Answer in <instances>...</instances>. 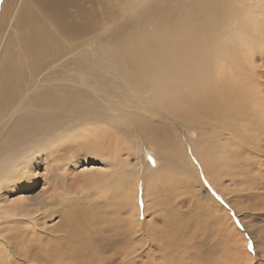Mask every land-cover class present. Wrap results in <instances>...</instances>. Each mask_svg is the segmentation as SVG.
<instances>
[{
	"label": "bare ground",
	"instance_id": "6f19581e",
	"mask_svg": "<svg viewBox=\"0 0 264 264\" xmlns=\"http://www.w3.org/2000/svg\"><path fill=\"white\" fill-rule=\"evenodd\" d=\"M112 1L101 0L98 18L78 14L83 10L80 7L89 5L91 0H4L2 3L1 13L5 22L11 24L8 34L17 29V38L24 48L22 57L16 58L13 53L0 58V264L10 257L8 264L18 261L27 264L34 251L35 255L38 251L44 253L43 259L58 248L57 236L64 233L60 230L61 218L48 226L40 217L52 218L64 212L59 208L60 203L49 200L56 193L52 184L57 176L63 169L68 171L71 163L75 166L69 160L76 147V139L74 142L72 138L76 131L88 135L93 131L103 135L102 140H109L107 127L118 112L120 119L137 132L141 159L148 152L160 163L156 162V171L148 170L146 163L145 171L139 175L128 173L127 167H133L129 160L119 162L107 183L111 197L116 200L117 193L124 189L133 191V178L143 180L147 202L153 186L154 192L158 188L161 194L167 190L163 186L182 182L184 194L190 201L203 205L205 214L210 215L213 207L222 211L224 228L222 219L218 227L214 222V228L224 244L229 243L226 233L235 231L229 211L238 204V195L230 196L231 204L227 200L229 195H225L226 187L222 186L226 181L228 186L236 181L235 160L241 147L252 159L257 152L264 154V105L243 84L249 80L251 87L257 83L256 76L264 77V70L256 72L260 69L256 62H261L264 68V0H149L129 23L107 32V4ZM53 11L74 13L77 22L57 18L49 30L39 22L47 18L50 23ZM33 25L36 28H31ZM119 86L123 89L118 93L113 91ZM133 100L137 103L130 106ZM192 124L195 127L191 129ZM103 127L104 133L100 130ZM138 127L142 128L146 141L138 133ZM172 128L182 135L178 152L171 142ZM198 130L205 135L200 144L195 137L194 141L185 138ZM224 138L225 145L216 141ZM185 144L190 145L189 149ZM79 145L84 144L79 140ZM114 145L118 150L114 151L117 164V159H121L118 152L133 148L127 130L123 141L116 139ZM229 152L232 153L228 155ZM223 155L226 158H221ZM42 169L44 176L39 175ZM191 171L205 175L210 182L206 187L217 188L214 197H202L205 186H201ZM38 177L47 186L34 200L41 201L42 207H31V201L22 196L11 200V196L33 191L31 184H36ZM163 198L159 196V200L151 201L161 203ZM199 198L205 202L201 204ZM224 200L227 208L220 204ZM179 212L173 217L185 219L184 212ZM237 216L235 213L234 217ZM214 219L218 220V215ZM129 228L126 241L134 244L131 256L135 262L142 254L135 248L140 240L135 236L138 230ZM180 230L184 231L185 227L181 226ZM170 231L172 235L174 229ZM68 236L75 237L76 243L87 245L82 234L78 236L72 231ZM118 239L107 242L109 249L115 246L121 250L124 240ZM69 242L64 250L70 248ZM90 242L96 249L100 246L99 239ZM220 243L214 245L216 250ZM227 247L232 253L230 250L236 245L229 243ZM49 249L52 250L48 252ZM122 252L124 257L119 260L124 262L129 256L124 248ZM72 254L60 261L82 264V256ZM211 257L213 262L214 252Z\"/></svg>",
	"mask_w": 264,
	"mask_h": 264
},
{
	"label": "rangeland",
	"instance_id": "374dc122",
	"mask_svg": "<svg viewBox=\"0 0 264 264\" xmlns=\"http://www.w3.org/2000/svg\"><path fill=\"white\" fill-rule=\"evenodd\" d=\"M3 1L4 0H0V58L4 59L5 54L11 56L13 53H15L16 58L22 57L21 50L24 48V45L22 41L17 38V29H12L11 35L8 34L11 30V24L8 21L5 22V15L1 13ZM148 1L149 0H114L108 2L106 15L107 32H111L114 28L129 23ZM80 8L83 10L79 11L78 14L86 13L91 15V18H98L100 17L101 0H91L89 5H83ZM38 11L41 12L45 10L38 9ZM52 13L53 15L50 16V23L47 18H42V21L39 22L45 25L49 30L53 28L52 21L56 23L57 18L68 23L77 22V15L74 13L61 11H53ZM31 28H36V26L33 25ZM258 55L259 53L257 57H259ZM256 63L257 67L260 66V69L256 72L264 70V68H261V62ZM249 76H251L250 72ZM248 81L249 80H244V86H247L246 89L248 88V91L251 89L252 97L254 99L258 98L257 101L260 105H264V85L261 83L262 81L264 82V77L260 79L256 76L255 82L258 84L254 83L251 87H249ZM121 89H123V87L119 86L114 88L113 91L118 93ZM133 103L137 102L133 100L130 106H132ZM141 113L148 115L145 111ZM118 115H120V112L113 116V121L107 127V133L110 134L109 140H102L103 135L99 136L98 134H94L93 131L89 135L81 131H76V136L72 138V140L76 139V142L73 140L76 147L71 146L75 147L72 149L73 154L71 156L70 152H68V157L70 156L69 160L71 159L74 161L75 166L71 163L72 167L69 168L68 171L62 168L63 171L61 175L59 173L60 176H57L55 183L52 184V190H55L56 193H54L49 200V203H53L54 201L60 203L59 208H61V210L63 209L64 212L55 214L52 218H47V215H45V217H43V215L40 217L44 218L48 226L55 225L61 218L62 225L60 230H63L64 233L57 236L58 248L53 249V251L49 253L50 256L45 254L46 257L42 259L41 255L44 256V253L38 251L35 255L34 251L32 254L33 257L27 258V264H54L55 261V264H70L60 260H65V257L72 254L73 251H75L74 254H72L73 257L82 256V264H185L187 259H189L187 264H264V164L262 163L264 162V154L262 155L257 152L255 158L252 159L246 152L241 151V147L237 155V161L235 160V167L238 169L236 170V181L231 186H228L229 181H226L222 186L223 188L226 187L225 195H229L227 198L228 201L233 199L230 197L233 196V193L238 195V204H234V209L230 210L231 213L229 211V215L233 217L232 219L235 222L236 232L234 231L229 234L228 231L226 233V239L230 244H235L237 247L231 249L230 251L232 253H230L228 251L230 248L227 247L229 243L224 244L219 231L214 228V222H216L218 227V221H220V219H222V223L221 221L220 223L223 224L224 228L225 222L223 221L222 211L218 212L217 209H214L216 207H213V209L211 208L212 213L210 215L205 214L204 209L206 208H204L203 205L199 206L196 202L190 201L189 197L184 194V189H181L182 182L178 185H176L174 181L172 184H168L169 186L165 184L166 186H163V189L167 190H164V192L162 191L161 194L158 188H156V192H154L155 188L153 186L152 190L148 193L151 199L147 202L144 199L143 180L133 178L131 183L133 191L124 189L117 193L116 200L111 197L110 192H108L109 185L107 183L115 173L117 166L120 165L119 162L129 160L130 164H133V167H127L128 173L139 175L142 171H145L146 163L149 164L148 170L156 171L158 165L156 162H159L156 160L157 157L154 155V151V157L147 152L145 153V158H143V156L141 159L140 155L142 156V152L137 142V132L134 131L130 125L123 122ZM194 127L195 125L192 124L191 129ZM86 128H89V126ZM137 129L138 133L146 141L142 128L138 127ZM100 130L103 133L106 132L104 127ZM125 130L128 131V138L132 142L133 148L130 151L125 150L126 152H118L121 154V159L118 161L116 158V164L114 160V151L117 152L118 150H115L114 141L118 139L122 142L125 137ZM197 132L198 133L192 132L189 136H185V138L188 140L190 137L193 141L196 138L195 141H199L200 144L205 135L202 134L200 130ZM171 134V142L178 152V144L183 143L181 132L172 128ZM78 136L80 137L79 140L81 144H84L83 147L79 145V140H77ZM216 141L220 145H225L227 139H217ZM188 143L190 144V142ZM189 144H185L186 149H189ZM161 146L163 145L161 144ZM240 146L241 145H239V147ZM180 152L186 156L182 148H180ZM230 153L232 152H229L228 155ZM225 156H227V154ZM225 156L223 155L221 158H226ZM89 157L93 159L87 160ZM106 158L107 160H105ZM197 168H200V165ZM43 174L44 169L39 172V175L44 176ZM192 175L200 182L201 186L202 184L205 186V193L202 195L203 198L205 195L215 196L217 188L215 186L206 187L208 186L206 184L210 182L205 179L203 173L196 174L192 172ZM31 185L34 189L33 191L11 196V200L22 196L31 201L29 204L31 207H42L41 201L37 203V201L34 200L38 198L43 187L47 186L40 177H38V182L36 184ZM177 188L180 189L176 190ZM233 189L236 190V193L233 192ZM158 193L160 195H158ZM164 193L166 194L164 195ZM159 196H164L161 203L158 201L155 202L154 200L151 201L157 198L159 200ZM203 198H199L201 204L205 202ZM177 199L181 200L179 201ZM218 203L220 202L218 201ZM224 203L225 200L220 204L224 206ZM230 203L233 204L232 202ZM31 209L33 210V208ZM158 209L163 212H159ZM179 211L184 212L182 214L185 216V219L174 218ZM235 213L239 214L237 218L234 217ZM217 215L219 217L218 220L214 219ZM181 226L185 227L184 231H181L182 229L180 230ZM129 227L138 230L135 236L140 240V243L137 245L135 244V248H139V252L142 254L139 261L135 262L132 260L131 256L134 250V244H130L126 241L127 231L130 229ZM35 228H37V230L40 229V225ZM172 228L174 232L171 235L170 230H172ZM229 229H233L232 224L229 225ZM72 231L78 236L82 234L87 239V245H83L81 241L76 243L75 237L70 239L68 235ZM118 238L124 240V242L121 243V250L119 251L115 246L109 249L107 242L118 241ZM92 239H99L100 246L97 247V249L90 242ZM137 239L135 241H137ZM68 241H70L68 245L72 244L69 249L64 250ZM219 242H221L220 246H218L216 250L214 245H219ZM195 245L198 246V248H196ZM243 245L245 247L244 249L242 248ZM123 248L127 256H129L125 258L124 262L119 260V258L121 259L124 257L122 252ZM51 250L52 249H49L48 252ZM213 252L216 258L215 260L212 259L213 262H211L209 258H212L211 254ZM250 259H252V261ZM8 260L11 261V257L1 264H8ZM21 263L22 262L18 261V264ZM75 264H77V262Z\"/></svg>",
	"mask_w": 264,
	"mask_h": 264
}]
</instances>
